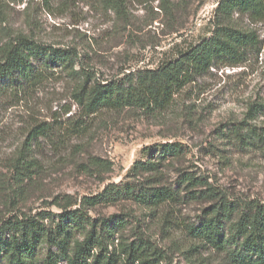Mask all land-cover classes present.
Segmentation results:
<instances>
[{
    "label": "rangeland",
    "instance_id": "rangeland-1",
    "mask_svg": "<svg viewBox=\"0 0 264 264\" xmlns=\"http://www.w3.org/2000/svg\"><path fill=\"white\" fill-rule=\"evenodd\" d=\"M166 1L170 13L160 10V0H127L128 18L122 21L100 0H0V46L22 34L73 48L76 68L90 79L157 69L210 36L218 2ZM232 19L253 31L259 48L238 66L211 68L194 78L167 108L84 116L71 96L73 78L59 72L25 92L1 86L0 223L39 212L54 215L63 205L77 207L110 183L138 187L150 174L134 175V164L159 161L157 186L177 190V202L151 211L122 196L88 213L123 218L127 224L117 235L128 242L143 236L163 252L161 264H233L223 252L191 242L183 230L221 202L264 203V146L241 147L222 135L249 115L251 125L264 127L263 107L249 114L250 106L264 105V20L238 14ZM42 122L54 128L53 134L22 150L30 129ZM164 143L179 144L182 153L159 160L156 149ZM19 155L32 161L28 172L17 168ZM182 174L199 183L193 192L184 190Z\"/></svg>",
    "mask_w": 264,
    "mask_h": 264
},
{
    "label": "trees",
    "instance_id": "trees-1",
    "mask_svg": "<svg viewBox=\"0 0 264 264\" xmlns=\"http://www.w3.org/2000/svg\"><path fill=\"white\" fill-rule=\"evenodd\" d=\"M100 2L118 19L127 21V0ZM159 8L170 13L166 0H160ZM233 14L263 21L264 0H218L209 37L157 69L123 72L121 78L115 79H90L83 68H76L75 49L54 47L18 34L0 46V87L25 92L59 72L73 78L71 96L84 116L105 110L167 108L194 78L211 68L238 66L247 60L249 52L259 48L253 31L235 25ZM258 107L264 105L250 106L249 114H255ZM252 116L232 123L222 131L224 138L245 148L263 147L264 127L251 125ZM53 132L48 123L35 124L22 150L27 151V145L35 138H49ZM156 150L159 160L182 153L177 143H164ZM31 162L19 155L17 168L28 172L33 167ZM159 163L146 160L134 164V175L150 174L138 187L119 188L110 183L102 192L83 197L76 203L77 207L63 205L54 215L39 212L2 221L0 260L5 264H161L165 259L163 252L143 236L128 242L117 235L127 224L123 218H94L88 213L90 208L112 203L122 196L151 211L168 202H177V190L157 186ZM180 183L190 192L199 186L195 178L186 174L181 175ZM202 214L198 224L185 223L183 230L191 242L223 252L225 259L233 264H264V203L250 202L241 207L238 203L221 202Z\"/></svg>",
    "mask_w": 264,
    "mask_h": 264
}]
</instances>
